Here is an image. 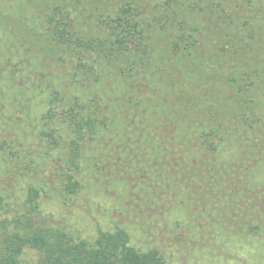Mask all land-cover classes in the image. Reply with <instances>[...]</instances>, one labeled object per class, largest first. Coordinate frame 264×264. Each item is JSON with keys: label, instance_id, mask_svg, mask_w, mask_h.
I'll list each match as a JSON object with an SVG mask.
<instances>
[{"label": "trees", "instance_id": "1", "mask_svg": "<svg viewBox=\"0 0 264 264\" xmlns=\"http://www.w3.org/2000/svg\"><path fill=\"white\" fill-rule=\"evenodd\" d=\"M189 243L264 251V0H0V264Z\"/></svg>", "mask_w": 264, "mask_h": 264}, {"label": "rangeland", "instance_id": "2", "mask_svg": "<svg viewBox=\"0 0 264 264\" xmlns=\"http://www.w3.org/2000/svg\"><path fill=\"white\" fill-rule=\"evenodd\" d=\"M189 244L193 245V246L195 245L194 246L195 249L192 250V253L194 255L192 258L196 257L199 254H201L202 256H205V258H206V259L205 258L204 259L195 258V260L192 261V264H205V260L210 258L209 255H205V253H207L206 247L211 246L213 249L218 251L219 246H220L219 243L218 244L217 243H189ZM202 246H204V248H202ZM252 249H253V252L248 259L246 258V256H244L245 255V250H244L240 253L241 259H238L240 261L229 259L230 261L227 262V264H264V251H260L259 249H256V247H254ZM222 253L225 254L226 252H222ZM225 255H227V254H225ZM208 261H206V264ZM217 263H218V261L216 260V264ZM189 264H191V262H189Z\"/></svg>", "mask_w": 264, "mask_h": 264}]
</instances>
